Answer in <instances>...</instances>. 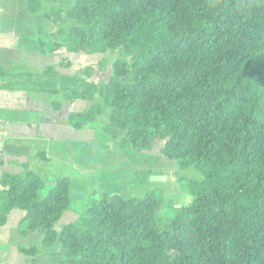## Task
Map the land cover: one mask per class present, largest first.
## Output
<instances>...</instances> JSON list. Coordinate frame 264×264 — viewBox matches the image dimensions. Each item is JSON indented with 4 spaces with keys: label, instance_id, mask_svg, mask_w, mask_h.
<instances>
[{
    "label": "trees",
    "instance_id": "trees-1",
    "mask_svg": "<svg viewBox=\"0 0 264 264\" xmlns=\"http://www.w3.org/2000/svg\"><path fill=\"white\" fill-rule=\"evenodd\" d=\"M25 10L55 26L37 25L40 54L110 57L109 75L94 82L93 65L66 56L39 75L0 67L1 79L26 80L54 109L53 95L84 101L72 128L95 125L134 153L160 140L162 155L206 174L163 223L153 191L98 192L57 230L70 178L3 172L0 227L20 210L21 236L40 237L18 252L57 243L59 264H264V0H25Z\"/></svg>",
    "mask_w": 264,
    "mask_h": 264
},
{
    "label": "rangeland",
    "instance_id": "rangeland-1",
    "mask_svg": "<svg viewBox=\"0 0 264 264\" xmlns=\"http://www.w3.org/2000/svg\"><path fill=\"white\" fill-rule=\"evenodd\" d=\"M44 9H47V6H44ZM35 22L42 25L46 31H51L55 27L53 23L40 17V15L36 16ZM66 56L73 67L93 65L92 80L94 82L107 79L110 72V57L103 58L101 55L84 56L67 53L64 50L57 51L54 54H46L39 62H34L31 66L29 63H27L28 65L24 64L19 69L39 75L44 71V68H42L44 65L60 62ZM65 71L67 72L66 69ZM94 126H86L82 128L83 130L71 129L67 131H71L76 137L80 136L77 145L79 148L81 147L83 155L79 158L78 165L75 168H80V165L84 166V163L90 157H93L95 164H97L95 165V173L79 175L78 170L69 165L65 166V162L61 164L60 159L56 161L60 164L52 166L49 173H42V178L36 173L44 182L49 184L55 181L48 182L43 178L53 180V178L68 176L72 180L71 207L55 225L57 230L63 224L73 222L76 219L75 210H77L76 207L79 202L92 198L93 194L98 192L141 198L147 192L153 191L162 199V202L156 208V219L159 224L163 223L173 216L172 208L185 204L191 197L195 186L205 179L206 171L203 168L195 166L180 167L175 159L162 155L160 151L162 142L160 140H156L150 150L143 153H134L130 150H122L118 147V143L115 144L109 138L108 134ZM87 137L89 138L88 141ZM94 140H96L95 143ZM111 143L116 145V151H114V147L107 145ZM114 144L111 145L114 146ZM87 166L89 167V164ZM142 171H149V175H143ZM85 192L91 193L84 196ZM16 211L21 213L20 210ZM19 222L20 215L13 213L7 227L0 230V240L5 239L4 243H6L4 244L5 251H3L6 258L16 257L19 247L37 245L39 242H35L36 237L40 241L39 235L35 233L21 236L18 228ZM49 250L48 253L50 254L47 257L44 251H41L44 256L37 254L31 258H24V261L22 259L10 260L12 262L10 264H59L58 244L55 243Z\"/></svg>",
    "mask_w": 264,
    "mask_h": 264
},
{
    "label": "crops",
    "instance_id": "crops-1",
    "mask_svg": "<svg viewBox=\"0 0 264 264\" xmlns=\"http://www.w3.org/2000/svg\"><path fill=\"white\" fill-rule=\"evenodd\" d=\"M36 16L25 10V0H0L1 68L12 72H25L19 67L24 64L28 65L27 63L31 66L34 62H39L44 56L39 53L35 41L38 25V22H35ZM26 72L35 74L31 71ZM27 87L28 82L24 79L0 78V175L3 172H21L23 167L27 166L28 169L42 178V173L47 174L52 170V166L64 162L65 166L69 165L78 170L79 175L95 173V165L97 164H95L93 157H90L84 166L80 165V168H75L79 158L83 155L81 147L79 148L77 145L80 136L76 137L71 131H67L76 130L67 123L69 113L81 111L85 102L81 100L66 102L62 100L61 96L53 95L52 99L61 103L60 108L54 109L50 101L42 99L40 94L29 92ZM95 142L96 140H94ZM111 144L107 145L114 147V151H116L115 144L117 143L114 146ZM39 152H42L46 159L39 156ZM58 159H60V163L56 162ZM58 178L43 179L54 182ZM71 191L72 180L70 178ZM89 193L91 192H85L83 195L87 196ZM13 213L19 214L21 218V213L13 210L7 223L0 227V230L7 227ZM35 239V242L38 243V237ZM4 240H0V264H10L12 263L10 260L22 259L24 261L29 258L19 252L17 258L14 256L6 258L3 254L5 251L4 244H6ZM48 252H50L49 248L44 251L46 257L50 254ZM44 254L38 255L44 256ZM58 258L60 260L59 256Z\"/></svg>",
    "mask_w": 264,
    "mask_h": 264
}]
</instances>
